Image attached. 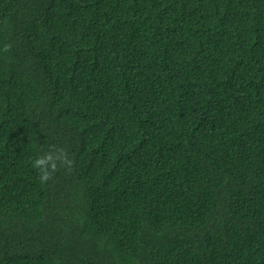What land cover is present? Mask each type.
I'll list each match as a JSON object with an SVG mask.
<instances>
[{
	"label": "trees",
	"instance_id": "trees-1",
	"mask_svg": "<svg viewBox=\"0 0 264 264\" xmlns=\"http://www.w3.org/2000/svg\"><path fill=\"white\" fill-rule=\"evenodd\" d=\"M0 264H264V0H0Z\"/></svg>",
	"mask_w": 264,
	"mask_h": 264
},
{
	"label": "clouds",
	"instance_id": "clouds-1",
	"mask_svg": "<svg viewBox=\"0 0 264 264\" xmlns=\"http://www.w3.org/2000/svg\"><path fill=\"white\" fill-rule=\"evenodd\" d=\"M60 160L63 162H68L66 153L63 149L57 150V153H46L44 156H40L33 162V167L37 168L41 175V182H46L52 177V173L57 170L56 161ZM70 163V162H68Z\"/></svg>",
	"mask_w": 264,
	"mask_h": 264
}]
</instances>
